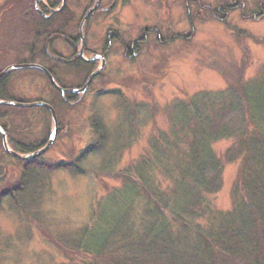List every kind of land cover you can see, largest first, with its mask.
I'll return each mask as SVG.
<instances>
[{
  "label": "rangeland",
  "instance_id": "rangeland-1",
  "mask_svg": "<svg viewBox=\"0 0 264 264\" xmlns=\"http://www.w3.org/2000/svg\"><path fill=\"white\" fill-rule=\"evenodd\" d=\"M189 1L190 4L193 2ZM201 1L216 4L218 1L227 2L237 8L231 11L227 24L202 7L192 28L184 2L178 3V46L173 44L166 49L168 52L151 51L149 58L143 59L141 67L135 68L134 78H118L116 83L107 87L110 88L106 91L108 94L94 99L83 98L81 103L75 105L77 108L68 106L62 109L59 106L63 122H69L76 132H82L83 129V136L76 133L62 140L65 137L63 135L45 157L34 160L10 157L13 154L7 151L6 146L12 152L20 155L24 153L12 149L16 146L8 142V131L14 140L25 137L24 133L31 136V131L27 132L25 127L33 123L29 129L36 128L37 121L33 120L29 124L26 115L33 113L16 106L0 104V122L5 126L3 128L0 123V134L3 137L1 141L0 136V195L8 185L21 178L24 170L29 169L33 175L31 182H37L36 189L29 195L34 204L28 208L31 218L24 213L22 216L18 214L10 206L9 200L0 206V264H56L62 261L63 254L56 252L53 239H58L60 235L68 238L78 228L92 222L101 197L122 187L124 173L133 170L131 167L134 162L153 148L150 145L153 134L157 138L159 131L169 132L170 128L172 131L175 122L179 127L188 125L185 103L190 98L194 97L195 104L205 103L209 109L201 118L195 117V124L200 131L207 130V125L214 123V116L221 114L226 106L229 107L233 97H237L235 101L241 105L234 117L240 123L238 126L244 127L249 122L250 108L244 94H236L238 86L244 83L253 97L251 104L257 117L263 120L264 0ZM18 2L8 0L0 5V32H5L3 40L0 38L2 71L15 60L13 52L24 48V44H21L23 36L12 29L18 25L15 16ZM240 3L244 4V11ZM154 13L151 12V15ZM13 71L16 73L12 72L9 88L13 98L29 100L45 87V79L41 75L39 78L35 70L15 67ZM120 88L125 90L126 97L117 92ZM41 95H45L44 92ZM49 119L53 131L52 116ZM44 120L45 117L42 122ZM259 122L260 129H264V121ZM248 126L251 131L257 128L251 123ZM59 127L58 124L57 134ZM100 132L105 133L106 139L101 141L100 145L103 143V146L97 148L103 137ZM236 140L237 136L220 139L213 147L223 159L226 154L229 156L228 151L230 157H237L230 150L235 147ZM157 142H160L159 139ZM240 148L243 152L238 154L239 158L230 162L226 159L222 161V189L208 196L212 207L223 212L232 209L231 192L241 175L244 154L248 156L246 145ZM82 153L85 154L82 156ZM79 157H82L81 169L65 164L49 166L51 163L69 162ZM47 167L48 171L45 170ZM92 169L107 171L96 176ZM261 170L264 174V169ZM153 176L155 185L170 190L171 181L168 176H163L159 171ZM80 260L81 257H75V261Z\"/></svg>",
  "mask_w": 264,
  "mask_h": 264
},
{
  "label": "trees",
  "instance_id": "trees-1",
  "mask_svg": "<svg viewBox=\"0 0 264 264\" xmlns=\"http://www.w3.org/2000/svg\"><path fill=\"white\" fill-rule=\"evenodd\" d=\"M248 89L242 83L236 90L250 108L244 127L234 117L241 107L237 97L204 131L198 129L195 117L206 114L208 106L195 104L194 97L184 102L188 125L179 127L175 122L172 131H159L157 138L153 134L152 151L124 173L122 187L101 197L92 222L68 238L53 239L64 258L56 264H264V129L259 122L264 116L257 117ZM250 123L256 130H250ZM104 135L100 132L97 148L103 146ZM232 136H237L236 150H230L237 157L228 151L223 159L213 145ZM241 145L250 153L244 154L241 175L231 192L232 209L223 212L212 207L208 196L222 189V161L239 158ZM80 158L49 166L81 169ZM92 171L100 176L107 170ZM157 171L170 178V190L154 184ZM32 176L24 170L18 181L2 190L0 206L9 200L18 214L31 218L28 208L34 204L29 195L37 187Z\"/></svg>",
  "mask_w": 264,
  "mask_h": 264
},
{
  "label": "flooded vegetation",
  "instance_id": "flooded-vegetation-1",
  "mask_svg": "<svg viewBox=\"0 0 264 264\" xmlns=\"http://www.w3.org/2000/svg\"><path fill=\"white\" fill-rule=\"evenodd\" d=\"M7 1H0V5ZM12 1H19L15 10L18 25L12 29H16L15 32L23 36L21 44H24V48L16 49L13 52L15 60L3 71L0 70V100L26 104L44 102L51 105L56 111L60 125L53 146L63 135L65 137L62 140L67 139V135L74 136L76 133L83 136V129L82 132H76L69 122H63L59 106H62V109L68 106L77 108L75 105L81 103L83 98L94 99L108 94L106 91L110 88L107 87L113 82L116 83L118 78H134L135 68L141 67L143 59L149 58L151 51L168 52L166 49L173 44L178 46L180 3L184 2L192 28L202 7L212 16H219V21L223 22H227L231 11L237 8L227 2L218 1L216 4L204 3L201 0H193L191 4L189 0ZM239 6L244 11V4L240 3ZM160 11L163 13H159ZM173 18H176V21H173ZM4 33L0 32L2 40ZM18 65L35 70L39 78L41 75L45 79L43 90L39 89V94L31 96L29 100H18L10 94V79L13 73H16L13 70ZM43 92L45 95H41ZM117 92L127 96L124 89L120 88ZM16 107L33 113L26 115L29 124L33 120L37 121L36 128L29 129L33 123L25 127L27 132L31 131V136L24 133L25 137L14 140L9 131L7 133L8 142L16 146L11 148L28 155L43 148L51 139L54 130L51 131L49 118L52 112L46 106ZM21 132L23 134V131ZM0 136L3 141L1 134ZM48 151L38 157H45Z\"/></svg>",
  "mask_w": 264,
  "mask_h": 264
},
{
  "label": "water",
  "instance_id": "water-1",
  "mask_svg": "<svg viewBox=\"0 0 264 264\" xmlns=\"http://www.w3.org/2000/svg\"><path fill=\"white\" fill-rule=\"evenodd\" d=\"M16 68H25L27 66L25 65H18V66H15ZM98 73L95 72L89 79V81L93 78L94 75H96ZM0 104H6V105H12V106H19V107H33V106H46L47 108L50 109V111L52 112V118H53V123H54V132L51 136V139L49 140V142L41 149L37 150L36 152H33V153H30L28 155H20L16 152H12L8 149V146L7 147V151H9L11 154L17 156L18 158H22V159H25V160H34L36 158H38V156L44 154L45 152H47L53 145L55 139H56V135H57V128H58V118H57V114H56V111L55 109L51 106V105H48L47 103H44V102H37V103H30V104H26V103H22V102H15V101H0ZM2 133H4L2 131ZM4 137H5V134H4ZM5 144L7 145L6 143V138H5Z\"/></svg>",
  "mask_w": 264,
  "mask_h": 264
}]
</instances>
